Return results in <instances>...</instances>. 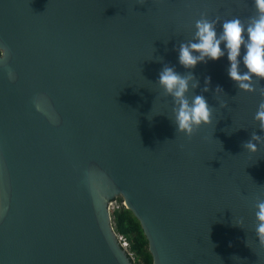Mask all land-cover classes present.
<instances>
[{"label":"water","instance_id":"95a60500","mask_svg":"<svg viewBox=\"0 0 264 264\" xmlns=\"http://www.w3.org/2000/svg\"><path fill=\"white\" fill-rule=\"evenodd\" d=\"M201 13L220 17L219 33L256 9L254 0H0V264H135L113 226L118 198L153 264H264L255 233L264 144L243 148L254 132L264 138L254 119L264 97L239 89L226 54L180 65ZM166 65L191 71L199 87L189 99L203 95L213 109L191 139L176 134L173 99L157 83Z\"/></svg>","mask_w":264,"mask_h":264},{"label":"clouds","instance_id":"9594fccd","mask_svg":"<svg viewBox=\"0 0 264 264\" xmlns=\"http://www.w3.org/2000/svg\"><path fill=\"white\" fill-rule=\"evenodd\" d=\"M254 6L256 14L247 22L236 17L225 20L219 33L217 24L220 17L211 20L207 13H201L200 19L195 21L192 40L179 46L180 65L186 69H194L201 62L216 61L226 54L230 62L228 75L239 89L253 93L259 91V95L264 97V87L257 89L256 86L259 81L264 80V0H254ZM241 57L246 68L243 73ZM10 78H14L11 73ZM157 83L163 90V96L173 99L175 106L172 113L176 134H184L191 139L202 126L213 123V109L206 98L203 95H193L191 99L188 97L190 91L199 87V80L191 71L180 74L174 67L166 65L160 71ZM210 84L211 77H205L204 92L210 91ZM221 91L222 88L217 86L216 92ZM254 119L259 128L264 130V100L259 103ZM257 144H264V138L254 132L251 139L243 144V148L255 153L259 150ZM255 209V233L259 244L264 246V198L257 197ZM242 223L243 219L239 224Z\"/></svg>","mask_w":264,"mask_h":264},{"label":"trees","instance_id":"16d2710c","mask_svg":"<svg viewBox=\"0 0 264 264\" xmlns=\"http://www.w3.org/2000/svg\"><path fill=\"white\" fill-rule=\"evenodd\" d=\"M113 226L117 234L124 236L132 246V251L142 261V264H153L152 255L149 252L148 240L138 218L132 211L121 208L113 213ZM136 264H140L137 262Z\"/></svg>","mask_w":264,"mask_h":264},{"label":"built area","instance_id":"2783aa9c","mask_svg":"<svg viewBox=\"0 0 264 264\" xmlns=\"http://www.w3.org/2000/svg\"><path fill=\"white\" fill-rule=\"evenodd\" d=\"M123 207L126 208L123 200H122V202L119 203L118 199H116L110 205L111 214L113 215V213L115 211L120 210ZM112 219H113V217H112ZM117 238H118V241H119L121 247L124 250H126V252L129 255L130 259H132V261L136 264L137 263V254L132 251V246H130L129 241L124 236L119 235V234H117Z\"/></svg>","mask_w":264,"mask_h":264},{"label":"rangeland","instance_id":"374dc122","mask_svg":"<svg viewBox=\"0 0 264 264\" xmlns=\"http://www.w3.org/2000/svg\"><path fill=\"white\" fill-rule=\"evenodd\" d=\"M118 202H122V199L121 198H118ZM137 262H139L140 264H142V261L140 260V258L137 256Z\"/></svg>","mask_w":264,"mask_h":264}]
</instances>
